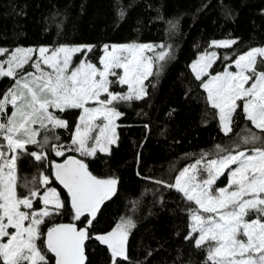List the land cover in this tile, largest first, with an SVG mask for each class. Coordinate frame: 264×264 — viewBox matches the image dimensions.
<instances>
[{
    "label": "snow or ice",
    "instance_id": "obj_1",
    "mask_svg": "<svg viewBox=\"0 0 264 264\" xmlns=\"http://www.w3.org/2000/svg\"><path fill=\"white\" fill-rule=\"evenodd\" d=\"M236 43L212 41L211 46L229 48ZM93 47H16L11 51L0 47V56L7 54L0 61V79L14 81L0 98V114L5 117L0 121L4 141L0 143V264H49L48 253L55 264H86V242L91 239L107 246L110 264L129 259L128 238L135 227L131 219L122 218L107 233L92 234L101 207L117 193L119 179L94 175L83 158L112 154V146H118L117 120L123 115L116 105L146 97L144 81L155 74L154 61L166 60L171 45H104L102 67L86 59ZM156 48L161 51L154 57L144 54ZM78 53L85 56L73 66ZM217 58L216 52H206L191 67L208 103L217 110L221 130L225 135L233 131L240 109L260 134L249 130L242 138L243 144L253 145L250 149L233 152L217 145L227 154L215 159L205 154L165 186L195 205L189 209L190 232L185 239H194L197 248L207 245V261L264 264V47L239 55L235 71L226 68L210 75L208 70ZM26 66L35 71H26ZM205 76L210 78L204 80ZM114 83L127 85V91L112 90ZM9 105L14 109L10 115ZM68 110L80 111L74 128L57 115ZM59 129L71 130L70 144L59 142ZM29 145L39 151H30ZM50 153L63 159L50 162V175L41 174L44 191L32 187L26 195L18 194V162L24 156L46 162ZM226 171L228 184L215 187ZM51 178L66 190L67 201L50 186ZM37 199L43 205L39 210L34 208ZM69 205L75 223H57L42 231L46 218L62 214Z\"/></svg>",
    "mask_w": 264,
    "mask_h": 264
},
{
    "label": "trees",
    "instance_id": "obj_2",
    "mask_svg": "<svg viewBox=\"0 0 264 264\" xmlns=\"http://www.w3.org/2000/svg\"><path fill=\"white\" fill-rule=\"evenodd\" d=\"M227 38L237 43L229 48L211 46L212 41ZM133 43L171 45V49L165 61H154L155 74L146 81V97L116 105L123 115L117 120L118 146H112V154L83 158L94 175L119 179L117 193L101 207L92 234L107 233L122 218L131 219L135 227L128 238L129 259L119 264H211L207 245L197 248L194 239H185L190 232L189 209L195 205L165 185L174 183L183 168L205 154L207 159L226 155L217 145L233 152L250 149L253 145L243 144L242 138L249 130L260 134L237 109L233 131L225 135L217 110L208 103L191 65L203 53L216 50L218 58L209 70L215 75L239 55L263 47L264 0H0V47L9 51L29 46L93 45L86 59L102 67L99 59L104 45ZM159 51L156 48L152 56ZM84 56L75 54L73 66ZM13 83L7 77L0 79V98ZM112 90L126 92L127 85L114 83ZM79 114V110L57 112L72 128ZM57 134L60 143L70 144L71 130L59 129ZM28 148L39 151L33 145ZM67 154L82 158L75 152ZM62 159L51 153L46 162L24 156L18 162L19 194L26 195L32 187L42 193L41 174L50 175V162ZM227 182L226 172L215 186ZM50 186L67 201V192L58 181L51 178ZM39 207L42 203L37 199L35 208ZM63 222H76L70 205L62 214L46 218L41 229L46 232ZM86 251L87 264H110L107 246L95 239L87 242ZM48 260L55 264L51 253Z\"/></svg>",
    "mask_w": 264,
    "mask_h": 264
},
{
    "label": "rangeland",
    "instance_id": "obj_3",
    "mask_svg": "<svg viewBox=\"0 0 264 264\" xmlns=\"http://www.w3.org/2000/svg\"><path fill=\"white\" fill-rule=\"evenodd\" d=\"M223 40H234V39H230V38H227V39H223ZM223 40H217V41H223ZM136 44H152V45H155V44H153V43H136ZM63 45H69V44H63ZM80 45V44H79ZM109 46H111V45H120V44H108ZM69 46H76V45H69ZM29 47H33V46H29ZM41 47H47V46H41ZM264 47V46H263ZM2 48H6V47H2ZM24 48H27V47H24ZM33 48H36V47H33ZM39 48V47H38ZM7 49V48H6ZM15 49V48H14ZM13 49V50H14ZM210 52H216L217 53V51L216 50H213V51H210ZM210 52H208V53H210ZM206 53V52H205ZM146 56H152V51H145V53H144ZM204 54V53H203ZM75 56V55H74ZM201 56V55H200ZM199 56V57H200ZM7 58V54H5L4 56H0V61H2V60H5ZM33 59H35V56L33 57ZM73 59H74V57H73ZM199 58H197L195 61H197ZM194 61V62H195ZM193 62V63H194ZM234 63V62H233ZM231 64L232 66L231 67H229V66H227L226 68H228V70H230V71H235L236 69H235V65L234 64ZM26 67H29L26 71H32V72H34L35 71V69L34 68H31L30 66H26ZM47 70V69H46ZM210 70V69H209ZM208 70V71H209ZM118 72H122V70H117ZM149 78V77H148ZM209 78H210V76H209ZM209 78H207V79H209ZM110 79H111V77H110ZM146 81L147 80H145L144 81V84H145V86H146ZM246 87H247V85H246ZM103 98V97H102ZM238 103H239V101H238ZM10 106V105H9ZM8 106V107H9ZM14 109H12V107H11V110L8 112V108H7V114L8 115H10L11 114V112L13 111ZM3 119H5V117L3 116V114H0V121H3ZM118 124V123H117ZM116 131H117V129H116ZM2 138V137H1ZM0 143H4V141L3 142H0ZM195 162H193V163H191V164H189V165H192V164H194ZM188 165V166H189ZM187 167V166H186ZM234 167V166H233ZM227 172V171H226ZM225 172V173H226ZM218 181V180H217ZM227 184H228V182H227ZM51 185V184H50ZM226 186V185H225ZM225 186H217V187H225ZM51 187H53V186H51ZM216 187V186H215ZM55 188V187H54ZM57 189V188H56ZM41 190L42 191H44V186H42V188H41ZM17 191H18V188H17ZM57 191H58V189H57ZM59 192V191H58ZM18 194H19V192H18ZM36 201V200H35ZM42 207H43V205H42ZM42 207H39V208H35V202H34V208L35 209H37V210H39V209H41ZM51 207V206H50Z\"/></svg>",
    "mask_w": 264,
    "mask_h": 264
},
{
    "label": "water",
    "instance_id": "obj_4",
    "mask_svg": "<svg viewBox=\"0 0 264 264\" xmlns=\"http://www.w3.org/2000/svg\"><path fill=\"white\" fill-rule=\"evenodd\" d=\"M62 161V160H61ZM61 161H57V162H61ZM63 223H73V222H63ZM79 226V225H78ZM88 242V241H87ZM87 242H86V245H87ZM86 256H87V251H86ZM52 255V254H51ZM86 264H87V262H86Z\"/></svg>",
    "mask_w": 264,
    "mask_h": 264
},
{
    "label": "crops",
    "instance_id": "obj_5",
    "mask_svg": "<svg viewBox=\"0 0 264 264\" xmlns=\"http://www.w3.org/2000/svg\"><path fill=\"white\" fill-rule=\"evenodd\" d=\"M230 66H232V65H230Z\"/></svg>",
    "mask_w": 264,
    "mask_h": 264
}]
</instances>
